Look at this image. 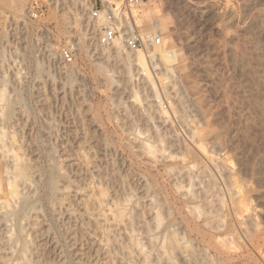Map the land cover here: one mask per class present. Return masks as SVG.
<instances>
[{
  "label": "rangeland",
  "instance_id": "obj_1",
  "mask_svg": "<svg viewBox=\"0 0 264 264\" xmlns=\"http://www.w3.org/2000/svg\"><path fill=\"white\" fill-rule=\"evenodd\" d=\"M14 1L0 0V105L19 102L0 127L27 158L32 209L4 219L0 205V264L15 261L18 224L32 264H137L109 246L111 218L96 202L103 188L137 217L144 246L143 222L166 238L175 263L264 264V0H145L153 16L141 21L147 28L158 15L177 55L168 63L163 47L142 52L145 71L97 43L86 0ZM239 200L249 207L240 228L231 216Z\"/></svg>",
  "mask_w": 264,
  "mask_h": 264
},
{
  "label": "bare ground",
  "instance_id": "obj_2",
  "mask_svg": "<svg viewBox=\"0 0 264 264\" xmlns=\"http://www.w3.org/2000/svg\"><path fill=\"white\" fill-rule=\"evenodd\" d=\"M14 1V0H13ZM17 1V0H16ZM18 1H21V0H18ZM15 2V1H14ZM18 3V2H17ZM16 4V3H15ZM144 3L141 4L140 6V10H139V13L142 12V14H139L141 17L143 16L144 18H146L147 22L150 21V17L153 16V14H149L148 10H146L145 7H143ZM155 14V13H154ZM156 15V14H155ZM159 19V20H158ZM150 24V23H148ZM159 24H160V17L158 15H156V21H155V25L156 27H159ZM161 30V29H160ZM168 42V43H167ZM166 43L168 44V46L161 48L160 50V56L161 58H163L166 62L170 63V62H173L174 58L177 56L175 54L176 51H172L171 50H167V47H169V44H170V47H171V41H167ZM111 49L112 52H115L117 55L116 57H118V59H122V63H124L127 68L130 67V65L132 64L133 60H135L137 62V64L141 67V69L143 71H145L146 69V63H145V60H144V55L142 54V51H137V52H134V53H130V52H127L125 51L121 44L119 42H115L112 46H109ZM157 48H160V47H157ZM106 49V48H105ZM50 51V50H48ZM110 51V50H109ZM51 53V51H50ZM53 53V52H52ZM55 53V52H54ZM154 53V52H153ZM48 55V54H47ZM50 56V55H49ZM53 56V55H52ZM115 57V56H114ZM159 58V57H158ZM160 60V59H159ZM101 63V62H100ZM51 73V72H50ZM49 73V74H50ZM261 78V76H260ZM260 83L264 85V79L262 78L259 79ZM4 97V89L3 88H0V102L2 101L1 99ZM4 100V99H3ZM12 100H10V103H6V104H2L0 105V118L1 120H4L6 122L7 118H10V116L12 115L13 113V105L17 102H19V98H15V101L11 103ZM6 102V101H5ZM19 104V103H18ZM15 110V109H14ZM11 120V119H10ZM2 121V122H4ZM4 122V123H5ZM156 130V129H155ZM164 133V132H163ZM170 133V132H169ZM4 137V131L2 129V127H0V188H4V189H7V192H6V197L4 198H0V201H1V204L3 209H5L4 211L1 209V216L2 218L4 219H7L9 216H13L14 214H16L17 212H20V214L22 215V218H27L29 216V213L31 212L30 210L32 209L31 208V203L29 202L28 200V196L27 194L25 193V191H23L22 187L25 186V183L27 184L26 180H29L27 179V174H28V169H29V164L28 162L25 160V158L22 157V155H19V152L16 150L14 151L13 150V147L10 148V146H8L9 144H7V142H5V140L7 139H3ZM9 140V139H8ZM6 140V141H8ZM147 143V142H146ZM142 144L144 145L145 143L142 142ZM10 145H13V144H10ZM147 145V144H146ZM148 146V145H147ZM144 148V147H143ZM145 148L147 149L148 148V151L151 150V146L149 147H146ZM144 148V149H145ZM154 151V149H153ZM155 152V151H154ZM153 155L155 156V153H153ZM4 158V159H2ZM9 161V164L10 166H7V168H4L2 166V160H7ZM7 161V162H8ZM32 163V162H31ZM6 165V164H4ZM6 167V166H5ZM33 167V165H32ZM61 171V170H60ZM5 174L6 176V179L4 180L2 178V175ZM63 173H61L62 175ZM54 182V181H53ZM56 183V182H55ZM55 183H52L49 185L50 188H49V192L51 193H54L55 190H56V187H55ZM31 184V183H30ZM44 185V184H43ZM57 185V184H56ZM29 187V186H28ZM27 188V187H26ZM4 192V191H3ZM31 193V192H30ZM28 192V194H30ZM9 194V196H8ZM98 194V193H97ZM98 196V199H96V202L99 203L98 206H104L105 210L108 211L109 213V217L111 219H107V221H110L108 224H109V227L110 229L107 230V232L109 231V234H108V237L112 236V238H108L107 240L109 241H106V243H110V248L112 249V247H115L116 249L118 248L121 249V253L123 252V256L125 257H130L131 259L137 255L139 260L141 261H138L140 264H152L150 263L151 262V258L154 256L155 258V255L153 254L152 257H150L152 255H150V252L149 250L147 249L146 246H144V243H142V239L141 241L139 240L138 236L135 232H134V229L132 228V226L134 225L135 223V219L137 218L136 216L135 219L133 218L131 212L128 213V207L126 210V207H125V204H122V203H118L117 201H111V203L109 202L110 200H112L108 194V191L106 189H100V192L99 194L97 195ZM196 196V195H195ZM61 200V199H60ZM125 202H127L128 204H131V197H128L124 200ZM18 203V204H17ZM235 206L233 208V211H232V218L233 220H235L236 224L238 225V227L240 228V226L243 224V222L246 220L249 221V219L247 218V214L249 213V207L248 205L243 201V200H239V201H236L234 202ZM17 205H19V207H17ZM130 207V206H129ZM103 210V209H102ZM104 212V211H103ZM107 214V213H106ZM155 214V213H154ZM161 214V213H160ZM159 213L156 212V215H154L155 219L153 220H156L157 222V227L160 226L161 223V216H160ZM0 216V217H1ZM15 216V215H14ZM139 216V215H137ZM143 216V215H142ZM163 216V215H162ZM105 217V216H104ZM141 217V215H140ZM11 218V217H10ZM15 218V217H14ZM17 218V217H16ZM139 218V217H138ZM142 218V217H141ZM140 219V218H139ZM164 220V219H163ZM5 221V220H4ZM12 221V220H11ZM138 221V220H136ZM140 222L142 223L143 221L140 220ZM139 222V223H140ZM155 222V221H154ZM20 223V222H19ZM22 223V222H21ZM165 223V222H164ZM171 223V222H170ZM136 224V223H135ZM150 224V223H149ZM16 225V224H15ZM24 225V224H23ZM23 225L21 224H18L16 226V230L13 229V231L15 232V237L16 238H13L10 236L8 237L10 234L12 235V228L8 231H11V233L7 236L10 240L12 239V246H11V250H12V253H16L14 252V250L16 251L17 249V256L14 258L15 261H12V263L10 264H32L30 258H29V254H30V251H31V248H30V245H29V240L26 236V232H25V229L23 227ZM14 226V225H13ZM12 226V227H13ZM25 226V225H24ZM143 226L144 228H146V231L148 234V243L149 245H151L152 247H156V249H158V256H157V264H159V262H167L169 264H178V263H175V261L173 260V256L170 255V251H169V248L171 247H167L165 242V237L162 238L161 240L159 239L160 236H156V235H153V234H150V230H149V226L143 222V224L141 225ZM26 227V226H25ZM163 227H165V225H163ZM167 227V225H166ZM165 227V228H166ZM14 228V227H13ZM155 228V227H154ZM30 229V228H29ZM141 229V228H140ZM123 230V232H121ZM157 230V229H155ZM138 231V230H137ZM149 231V232H148ZM167 231V230H166ZM170 231H173L172 229ZM30 232V231H29ZM144 232V231H143ZM155 232V231H154ZM168 232V235H169V239L175 243V246L176 244L178 243V237L176 236L175 232H169V230L167 231ZM138 233V232H137ZM160 233V232H159ZM158 233V234H159ZM141 234V233H140ZM166 234V233H165ZM118 235H121L122 238L127 239V245L124 246L122 244V242L120 241V239H118ZM164 235V233H163ZM117 236V237H116ZM168 238V237H167ZM180 239V238H179ZM180 241V240H179ZM11 242V241H10ZM125 242V241H124ZM11 244V243H10ZM146 244V243H145ZM170 244V243H168ZM179 244V243H178ZM106 245V244H105ZM9 246V245H8ZM108 246V248H109ZM150 246V248H151ZM174 247V246H172ZM107 248V247H106ZM109 248V249H110ZM149 248V247H148ZM149 248V249H150ZM178 248V247H177ZM34 249V248H33ZM152 249V248H151ZM155 249V248H154ZM155 249V250H156ZM35 250V249H34ZM33 250V251H34ZM37 250V249H36ZM172 250V249H170ZM114 251V250H113ZM151 251V250H150ZM157 251V250H156ZM189 252V250H187ZM10 252V251H9ZM193 252V250H192ZM11 253V252H10ZM154 253V252H153ZM157 253V252H156ZM187 253V252H186ZM120 254V253H119ZM190 254V253H188ZM11 255V254H10ZM33 255V253H32ZM117 255V254H116ZM120 256V255H119ZM118 257V256H116ZM124 257V258H125ZM186 257V256H185ZM38 258V257H37ZM115 258V256H114ZM122 258V257H121ZM123 258V259H124ZM129 258V259H130ZM33 259V258H32ZM120 259V258H119ZM126 259V258H125ZM192 259V258H191ZM195 259V258H194ZM13 260V259H12ZM127 260V259H126ZM133 260V259H132ZM131 260V262L133 263V261ZM138 260V259H136ZM176 260V259H175ZM11 261V260H10ZM10 261H7V262H10ZM38 262V260H36ZM114 261V260H113ZM123 261V260H122ZM154 261V260H153ZM45 262V261H44ZM130 262V260H129ZM126 263V264H130V263ZM137 262V264H138ZM51 263V262H49ZM121 263V261H120ZM124 263V261L122 262ZM52 264V263H51ZM57 264V263H56ZM135 264V262H134Z\"/></svg>",
  "mask_w": 264,
  "mask_h": 264
},
{
  "label": "built area",
  "instance_id": "obj_3",
  "mask_svg": "<svg viewBox=\"0 0 264 264\" xmlns=\"http://www.w3.org/2000/svg\"><path fill=\"white\" fill-rule=\"evenodd\" d=\"M87 22L96 36V41L103 47L119 42L122 48L130 53L142 51L156 52L163 47V33L156 27L155 21L146 28L141 21L139 8L145 0H86ZM39 12L31 9L28 17L36 20ZM63 63L73 61V50L70 45L59 49Z\"/></svg>",
  "mask_w": 264,
  "mask_h": 264
}]
</instances>
